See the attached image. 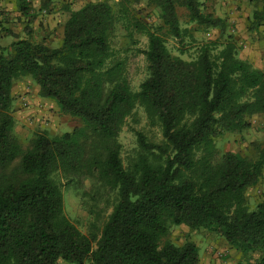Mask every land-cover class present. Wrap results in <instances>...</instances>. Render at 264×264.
<instances>
[{"label": "trees", "instance_id": "16d2710c", "mask_svg": "<svg viewBox=\"0 0 264 264\" xmlns=\"http://www.w3.org/2000/svg\"><path fill=\"white\" fill-rule=\"evenodd\" d=\"M139 1L62 6L56 48L29 38L0 45V264H199L196 245L168 240L180 225L220 234L243 256L237 264H264V200L250 208L246 194L263 178L264 141L255 159L216 147L264 117V72L238 58L226 21L200 0H147L156 23L144 20ZM250 1L260 3L250 21L256 30L264 0ZM213 29L215 40L197 41L196 32ZM132 55L144 62L136 90ZM25 77L80 126L37 132L23 145L12 91ZM126 126L135 147L123 157ZM69 185L89 217L87 233L64 213Z\"/></svg>", "mask_w": 264, "mask_h": 264}, {"label": "rangeland", "instance_id": "374dc122", "mask_svg": "<svg viewBox=\"0 0 264 264\" xmlns=\"http://www.w3.org/2000/svg\"><path fill=\"white\" fill-rule=\"evenodd\" d=\"M95 1L101 0H0V45H8L17 38H29L34 42H44L49 47L56 48L60 45L62 38L59 16L62 6L68 5L72 10H78L86 3ZM200 1L205 13H212L226 21L225 36H231L235 41L238 58L248 61L264 72V24L256 30L250 28L252 14L259 9L260 3H253L250 0ZM45 2L48 3V8L44 9L42 4ZM22 3L28 8L26 15L19 11ZM146 4L147 0H140L136 7L143 10L144 20L147 23H156L157 11L147 7ZM178 13L181 22H184L185 12L179 9ZM218 36L219 31L216 29L195 33L198 42L215 40ZM118 43L124 42L120 40ZM145 43L146 40L140 38V44L137 47L144 49ZM167 45L173 54H178L175 40L169 39ZM194 52L192 47L181 57L188 60L193 57ZM143 70L142 56H130L129 77L134 90L143 79ZM14 88L12 94L14 135L23 145L28 144L37 132L47 131L60 135L80 126L79 120L62 114L53 101L41 98L36 84L29 77L16 81ZM138 114L141 122L136 125V129L143 127L144 123L143 113L139 110ZM249 122L250 127L241 134L227 133L218 138L217 149L221 153L233 152L255 159L264 141V117L255 115L249 119ZM119 141L122 145V156L125 157L135 147V136L128 126L123 128ZM62 193L65 215L81 232L87 233L89 217L81 205L79 193L73 189L72 185L63 186ZM246 194L250 208L264 200V175L256 186L247 189ZM168 240L175 245L186 242L196 245L199 250V264H237L244 261L243 256L231 248L218 233L190 230L180 225L171 228Z\"/></svg>", "mask_w": 264, "mask_h": 264}, {"label": "crops", "instance_id": "0c3cea01", "mask_svg": "<svg viewBox=\"0 0 264 264\" xmlns=\"http://www.w3.org/2000/svg\"><path fill=\"white\" fill-rule=\"evenodd\" d=\"M18 14H19V13H18ZM19 15H20V14H19ZM31 25H32V24H31ZM31 25H30V26H31ZM14 89H15V88H14V86H13L12 94L14 93ZM62 263H63V262H61V261L58 262V264H62Z\"/></svg>", "mask_w": 264, "mask_h": 264}]
</instances>
